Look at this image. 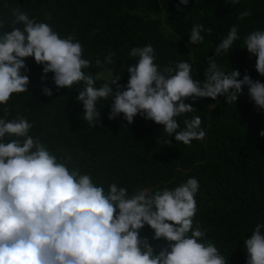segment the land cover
<instances>
[{
	"label": "clouds",
	"instance_id": "obj_1",
	"mask_svg": "<svg viewBox=\"0 0 264 264\" xmlns=\"http://www.w3.org/2000/svg\"><path fill=\"white\" fill-rule=\"evenodd\" d=\"M235 4L237 0H230ZM178 0L176 10L187 5ZM247 12L242 15H247ZM12 24L4 32L0 21V105L10 94L28 89L27 68L23 58L31 57L41 65V80L51 72L56 89L83 82L76 101L89 124L99 123L98 104L111 100L107 119L122 114L131 124L133 117L162 126L168 137L188 145L201 140L205 131L199 116L184 120L177 131L176 117L195 110L186 99L210 98L234 103L242 92L260 110H264V83L235 69L225 71L217 63L218 55L228 53L237 37V28L228 29L213 56L206 59L203 79H194L192 65L180 61L158 68L152 46L132 47L128 57L135 63L127 67L126 84L117 81L120 74L99 87L85 73L89 61L82 58L81 45L71 35L61 38L43 22L12 10ZM210 29L194 24L187 42L203 40L201 32ZM243 49L255 57L254 70L264 76V29L253 30L243 38ZM111 53L105 57L108 61ZM41 93L51 89L41 86ZM214 105V103H212ZM0 115V264H229L217 247L206 242V229L193 227L196 212L194 199L199 184L194 177L168 189H138L110 183L105 189L94 184L87 173L69 167V158H58L37 137L29 135L32 123L17 115L5 119ZM264 137V129L258 131ZM7 141V142H5ZM169 143V138L164 140ZM147 225L153 240L166 243L154 251L139 230ZM246 264H264V223H256L243 239Z\"/></svg>",
	"mask_w": 264,
	"mask_h": 264
},
{
	"label": "trees",
	"instance_id": "obj_2",
	"mask_svg": "<svg viewBox=\"0 0 264 264\" xmlns=\"http://www.w3.org/2000/svg\"><path fill=\"white\" fill-rule=\"evenodd\" d=\"M177 4L178 0H0V21L4 32L22 27L12 24V10L18 9L48 24L61 38L71 35L81 45L82 58L89 61L82 71L92 76L95 87L119 74L117 83L126 84V69L135 63L128 57L130 48L149 44L158 68L186 61L192 65L193 78L202 80L206 59L235 26L238 38L227 54L216 57L218 65L226 72L235 68L243 75L247 71L250 78L264 83V76L254 70L255 57L242 48L245 35L264 29V0H237L235 4L188 0L180 6L182 10H176ZM194 24L210 29L201 32L204 38L197 44L187 42ZM23 59L28 89L10 94L6 105H0V115L6 107V120L24 117L32 123L29 135L39 138L58 158L68 157L69 167L89 174L94 184L105 189L110 183L129 193L172 189L194 177L199 187L193 227L206 229L203 239L213 243L229 264H246L242 241L256 223H264V137L257 135L264 129V110L254 106L245 87L235 104L222 96L215 101L186 99L195 110L175 118L177 131L183 129L185 119L199 116L205 137L184 145L140 115L131 124L122 114L107 119L110 99L97 105L99 123L89 124L75 99L83 82L56 89L51 72L42 81L41 65L31 57ZM42 84L51 89V95L41 93ZM139 234L148 238L154 251L166 243L153 240L147 225Z\"/></svg>",
	"mask_w": 264,
	"mask_h": 264
},
{
	"label": "rangeland",
	"instance_id": "obj_3",
	"mask_svg": "<svg viewBox=\"0 0 264 264\" xmlns=\"http://www.w3.org/2000/svg\"><path fill=\"white\" fill-rule=\"evenodd\" d=\"M103 70H105V69H103ZM106 74H107V72H106ZM103 77H105V78H103V80H106L107 77L106 76H103Z\"/></svg>",
	"mask_w": 264,
	"mask_h": 264
}]
</instances>
